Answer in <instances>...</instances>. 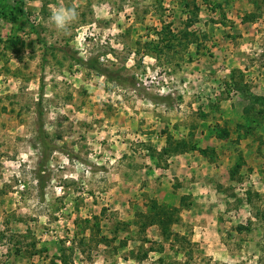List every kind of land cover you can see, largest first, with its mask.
Masks as SVG:
<instances>
[{
  "label": "rangeland",
  "instance_id": "1",
  "mask_svg": "<svg viewBox=\"0 0 264 264\" xmlns=\"http://www.w3.org/2000/svg\"><path fill=\"white\" fill-rule=\"evenodd\" d=\"M0 264H264V0H0Z\"/></svg>",
  "mask_w": 264,
  "mask_h": 264
},
{
  "label": "crops",
  "instance_id": "2",
  "mask_svg": "<svg viewBox=\"0 0 264 264\" xmlns=\"http://www.w3.org/2000/svg\"><path fill=\"white\" fill-rule=\"evenodd\" d=\"M227 1L230 2V0ZM231 1L235 3L236 1H243V0H231ZM196 157H198L199 160H197ZM169 159H170L169 162L174 161V163L172 167L167 171L168 173L169 171L174 173L176 177H180L182 174L188 175L190 171H193V169H196L198 166L199 169H201V156L200 155L196 156L194 155V153H185V154L175 153L172 154ZM208 163L209 162L207 161V164Z\"/></svg>",
  "mask_w": 264,
  "mask_h": 264
},
{
  "label": "clouds",
  "instance_id": "3",
  "mask_svg": "<svg viewBox=\"0 0 264 264\" xmlns=\"http://www.w3.org/2000/svg\"><path fill=\"white\" fill-rule=\"evenodd\" d=\"M77 12L74 8H54L49 17L50 23L58 31H65L76 20Z\"/></svg>",
  "mask_w": 264,
  "mask_h": 264
},
{
  "label": "trees",
  "instance_id": "4",
  "mask_svg": "<svg viewBox=\"0 0 264 264\" xmlns=\"http://www.w3.org/2000/svg\"><path fill=\"white\" fill-rule=\"evenodd\" d=\"M78 63H81V64H83L82 62H78ZM84 65H87V64H84ZM90 67V66H89ZM91 69H93V70H97V67L96 66H91L90 67ZM170 218H172V217H169L168 216V214H164V215H162L161 217H159L158 218V220H156L157 222H161V223H164V222H168V219H170Z\"/></svg>",
  "mask_w": 264,
  "mask_h": 264
},
{
  "label": "built area",
  "instance_id": "5",
  "mask_svg": "<svg viewBox=\"0 0 264 264\" xmlns=\"http://www.w3.org/2000/svg\"><path fill=\"white\" fill-rule=\"evenodd\" d=\"M55 190L58 192V193H62V187L60 186H55Z\"/></svg>",
  "mask_w": 264,
  "mask_h": 264
}]
</instances>
